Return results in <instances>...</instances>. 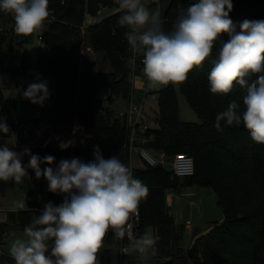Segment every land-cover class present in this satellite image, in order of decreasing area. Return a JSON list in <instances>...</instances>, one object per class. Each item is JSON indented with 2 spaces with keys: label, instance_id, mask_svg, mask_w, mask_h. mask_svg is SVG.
Masks as SVG:
<instances>
[{
  "label": "trees",
  "instance_id": "1",
  "mask_svg": "<svg viewBox=\"0 0 264 264\" xmlns=\"http://www.w3.org/2000/svg\"><path fill=\"white\" fill-rule=\"evenodd\" d=\"M233 1L235 13L231 11L230 17L252 9L253 19L264 20V0ZM197 2L199 0H170L162 19L163 30L171 32L180 11ZM101 7L116 11L83 31L81 25L86 15H97ZM49 12L48 29L41 35L42 43L49 49L39 54L35 72L51 75L50 98L45 102L47 110L43 116L30 119L35 124L31 129L42 119L47 125L60 120L76 123L79 144L64 150L58 145H36L29 149L40 157H55L50 166L56 168L61 159L93 160V146L98 145L105 159L119 156L129 166L127 125L112 115L111 108L100 97V91L108 88L111 104L115 97L128 98L131 92L127 66L131 51L123 35L126 29L116 27L121 14L116 0H49ZM13 24L12 15L0 11V27H5L0 30L3 85H9L13 75L26 71L30 65L29 55L22 49L23 40L12 29ZM83 36L88 38L94 53H104L103 60L108 62L109 70L81 69ZM228 39L227 34H222L202 67L194 68L187 81L177 85L201 122L180 118L175 85L169 84L157 91V126L146 132L150 138L143 146L154 154L165 152L166 162L179 153L192 155L194 174L181 181L180 177L172 175L171 167L166 169L163 163L150 165L143 161L141 166L132 168L135 178L149 189L148 196L138 207L139 233L142 235L150 228L158 237V254L153 258L156 264H264V144L255 143L243 125L228 127L222 122V132L213 127L216 115L226 110L232 100L240 103L243 110L245 89L238 84H234L228 94H212L209 88L212 60L218 54L220 41ZM142 68V63L137 62V75L143 74ZM1 101L0 98V105ZM22 123L18 119L17 124L9 122L8 126L18 129ZM28 160L29 157L27 163ZM48 166L42 164L41 168ZM28 171L32 188L25 193V201L30 211L7 213L6 220L0 221V245L12 230H23L31 223L21 221L23 214L32 213L35 217L46 203L59 205L63 201L62 194L48 190L45 178L37 179L34 171ZM179 183L211 188L223 212V221L194 239L188 249L182 245L184 225L175 223L164 199L165 190ZM108 254L109 249L98 254L100 264H108ZM0 264L15 262L1 250Z\"/></svg>",
  "mask_w": 264,
  "mask_h": 264
},
{
  "label": "clouds",
  "instance_id": "2",
  "mask_svg": "<svg viewBox=\"0 0 264 264\" xmlns=\"http://www.w3.org/2000/svg\"><path fill=\"white\" fill-rule=\"evenodd\" d=\"M116 3L121 12L116 27L126 29L123 35L132 53L127 61L130 77L135 74L136 54H142V73L149 88L186 82L188 74L210 57L222 34H227L228 41H220L212 60L209 88L212 94H228L238 84L245 89L243 110L232 100L216 115L213 127L222 132V122L228 127L243 125L255 143L264 144V20L233 22L232 0H199L182 9L173 30L165 32L160 13L151 11L144 0ZM0 11L12 15L15 33L30 35L45 26L49 0H0ZM22 95L43 107L50 98L47 81L37 76ZM0 133L7 135V139L0 136V181L20 185L31 169L37 179L47 180L50 192L64 197L59 205L46 203L24 227L26 239L12 242L9 254L15 264H100L98 253L110 231L114 238L128 240L127 254L135 253L138 264H150L158 254V237L148 232L137 236L130 223L149 189L119 156L105 159L95 145L93 160L61 159L53 168L51 155L40 157L27 147L14 150L17 137L3 116ZM75 143L68 139L58 146L64 150ZM42 164L49 166L42 169ZM9 211L30 209L21 200Z\"/></svg>",
  "mask_w": 264,
  "mask_h": 264
},
{
  "label": "rangeland",
  "instance_id": "3",
  "mask_svg": "<svg viewBox=\"0 0 264 264\" xmlns=\"http://www.w3.org/2000/svg\"><path fill=\"white\" fill-rule=\"evenodd\" d=\"M170 0H161L160 4V13L161 19H163L164 12L168 7ZM233 3L232 12L235 13V3ZM103 8V7H101ZM151 11H158L157 4H153L149 7ZM113 9H102L99 12L97 17H104L108 15V12ZM252 9H248L245 13L237 14L236 16H231L230 18L233 22H242L244 19L255 20L252 18ZM49 21H45V26L30 35H18L20 40H23L22 49L29 55L30 65L26 71H22L17 73L11 77L9 85H3L2 80L0 79V96L1 103L4 108V113L0 112V116L5 118V122L7 125L13 122L14 119L22 120L23 123L21 126V137H26L30 135V126L25 127V123L29 122L30 119L39 118L43 116L44 111L40 109L39 105H35L31 103L29 100L23 98V91L27 89V86L36 81L37 76L41 80L47 81L49 84L51 82V75L49 74H39L35 72V64L38 59L39 54L41 53V49L38 43V35H42L44 31L48 29ZM239 31V28H237ZM89 44L88 38L83 36V45H82V65L81 69H91V70H109L110 66L107 61L103 60L104 53H95V55H86L87 45ZM136 79V83L137 80ZM139 81V80H138ZM138 85V84H137ZM163 85L157 86L155 88H149L150 93L145 97L143 104V111L148 117L147 123H153L154 117L157 115L158 111V103H157V91L162 88ZM177 99H178V107H179V116L184 121H191L200 123L201 119L197 116L195 111L192 109L190 104L188 103L186 97L179 90L178 86L175 85ZM136 95L139 99H143L144 91L143 88L136 91ZM110 96V91L108 88H103L100 91V97L104 104H108L112 110V115L117 116L119 110L126 109V105L128 102L127 98L122 96H117L114 98V101L109 104L108 98ZM7 117V118H6ZM9 117V119H8ZM45 119L40 120L41 125L45 126ZM46 137L42 138L40 146H57L60 141L74 139L76 143L73 146L79 144L78 138V125L76 123H70L68 121L60 120L56 123H52L51 125H46ZM11 129V128H10ZM12 131H16L17 129H11ZM3 133H0L2 136ZM47 135H50L47 136ZM59 138V140L57 139ZM48 138V139H47ZM46 139V140H45ZM71 146V147H73ZM28 156L23 157V164L26 165V158ZM134 160H136L135 152L131 153V162L134 165ZM184 177H180V180L183 181ZM30 174L28 171V176L24 178L23 185H17L14 181H0V207L3 209H10L13 206L15 201L25 200V192L28 188L31 187ZM186 187V188H185ZM187 185L179 183L177 186H173L167 188L164 192V199L167 207L170 209L174 208H183L184 212L183 219L178 218L176 222L184 223L189 220L191 222V227L194 229L198 227L202 222H206L208 217H210L215 209H218L222 214L220 207L216 204V196L212 189L203 188L195 186L193 190H186ZM190 200L194 201V206L189 207L188 202ZM34 218L32 213H26L21 216V221L24 223H30ZM206 219V220H205ZM184 221V222H183ZM148 233L152 234L150 228L147 229ZM16 239H26L23 230L15 229L10 232V234L5 237L3 243L1 244V248L3 251L9 253L10 245ZM193 239L192 236L184 232V239L182 245L185 249H188L192 245ZM119 239L114 238L112 233H108L105 237L104 245L100 250V253L104 249H109L108 258L115 260L118 252ZM98 253V254H100Z\"/></svg>",
  "mask_w": 264,
  "mask_h": 264
},
{
  "label": "built area",
  "instance_id": "4",
  "mask_svg": "<svg viewBox=\"0 0 264 264\" xmlns=\"http://www.w3.org/2000/svg\"><path fill=\"white\" fill-rule=\"evenodd\" d=\"M158 2L159 0H150ZM90 17V21H86V17L83 20V24L81 28H86L89 25H92L96 22H99L101 19L97 18V15H88ZM5 27H0V30L3 31ZM12 29L14 30V24L12 25ZM42 36H38V43L40 46L41 51L45 52L48 51V47L42 43ZM132 56V53H131ZM130 56V57H131ZM142 54H136V66L137 62H141ZM138 75L134 74L131 77V92L126 105V109L119 110L118 115L115 118H118L120 121H124L128 128V146H129V153H130V164L129 167L132 169V162H131V153L138 149L139 156L143 161L150 165H157L158 163H164L166 160L165 152H159L158 156H155L151 151H149L146 147L143 146L144 143L148 142L150 137L146 136V132L151 129L149 123H147L148 117L144 113L143 104L145 97L150 93L149 87L147 86V80L145 78L144 83L142 85L144 91L143 99H139L136 95V91L141 89V86H136V79ZM41 107V106H40ZM43 111L47 110L46 103L43 107H41ZM4 108L0 105V112L4 113ZM14 124L18 123V119L13 120ZM169 163L172 169V175L177 177H186L191 176L195 172V163L194 158L192 155L188 153H179L170 158ZM27 205V204H26ZM28 207V205H27ZM132 225L133 232L139 236V224H140V211L138 208V215H133L132 219L130 220ZM189 223V221H187ZM129 251L128 249V240L127 239H119L118 245V252L117 257L115 260L109 259L108 264H138L136 259L135 253L127 254ZM150 264H156L154 260L150 262Z\"/></svg>",
  "mask_w": 264,
  "mask_h": 264
},
{
  "label": "crops",
  "instance_id": "5",
  "mask_svg": "<svg viewBox=\"0 0 264 264\" xmlns=\"http://www.w3.org/2000/svg\"><path fill=\"white\" fill-rule=\"evenodd\" d=\"M144 2L146 3V4H151V6L153 5V4H157V6H158V12L160 13L161 11H160V4H161V0H159L158 2H153V1H150V0H144ZM102 9H107L106 7H103V8H101L99 11H98V13H97V16H98V14H99V12H101V10ZM114 11H116L115 9L114 10H112V11H110V12H108V14L109 13H112V12H114ZM89 15V14H88ZM88 15H86V16H88ZM160 16H161V13H160ZM97 18H100V17H97ZM104 17H101L100 19L102 20ZM85 19V18H84ZM49 21V20H48ZM86 28H84L83 29V31L85 30ZM38 36H40V35H38ZM82 51V50H81ZM45 52H47V51H45ZM95 55V53L92 51V48H91V46H90V43L87 45V52H86V55ZM83 58V57H82ZM83 61V60H82ZM82 61H81V65H82ZM138 80H137V84L138 85H136V86H141V89H142V85H143V83H144V80H145V77L143 76V74H141V75H138ZM139 90V89H138ZM137 93V92H136ZM40 109H41V107H40ZM42 110V109H41ZM112 111V110H111ZM7 118V117H6ZM153 123H151V124H149L150 126H151V128H154V127H156L157 126V121H156V116L154 117V119H153ZM45 124L47 125V123H46V121H45ZM25 127H28V126H30V130H31V132H30V135L29 136H24V137H21V126H19V128L16 130V131H13L15 134H16V137H17V140H16V145H15V148H14V150H16V151H22L25 147H27V148H30V147H34V146H36V145H41L42 143H41V140H42V138H44V136L46 135V128H45V126H42L41 125V122H39L38 123V125H37V127H35V128H33V129H31V127H33L35 124H34V121H29V122H26L25 124ZM47 136H49L50 137V135H47ZM46 137V136H45ZM51 138V137H50ZM4 139H7V136L4 138ZM48 139V138H47ZM46 140V139H45ZM1 143H2V141H0V146H2L1 145ZM133 152H135V155H136V160H134V165L132 164V166L134 167V166H141L142 165V163H143V160L141 159V157L139 156V152H138V149H135ZM154 154V153H153ZM155 156H158L159 155V152L157 153V154H154ZM28 158V157H27ZM27 158H26V165H27ZM166 163V160H164V163L163 164H165ZM168 164V166L169 167H171L170 166V164L169 163H167ZM31 181V180H30ZM24 184V181H23V183L22 184H20V185H23ZM195 186H198V187H203V186H199V185H197V184H189V185H187V188L188 189H186V190H193V188L195 187ZM32 188V182H31V187L30 188H28L27 190H26V192L29 190V189H31ZM186 188V187H185ZM203 188H209V187H203ZM211 189V188H210ZM25 192V193H26ZM215 193V192H214ZM215 196H216V194H215ZM26 202V201H25ZM188 204H189V207L191 208L192 206H194L195 204H194V201L193 200H190L189 202H188ZM216 204H217V196H216ZM218 205V204H217ZM219 206V205H218ZM220 207V206H219ZM183 209V208H182ZM182 209L181 208H172V209H170V207H169V212H170V214L173 216V218H174V221H175V223L176 224H180V223H178V222H176V219H177V217L176 216H178V218L180 219V218H182L183 219V216H184V212L182 211ZM221 209V208H220ZM221 211H222V209H221ZM9 212V209H3V208H1L0 207V221L1 222H3V221H5L6 220V218H7V213ZM17 212H19V211H17ZM176 218V219H175ZM206 220V219H205ZM187 221H189V220H187ZM187 221H183L184 223H182L181 222V224H183L184 225V228H185V232L187 233V234H189L190 236H192V239L194 240V239H196L198 236H200V235H202V234H204V233H206L207 231H209L215 224H218V223H221L222 221H223V212H222V214L220 213V211L218 210V209H215L214 210V213L210 216V217H208V219L206 220V222H202L201 224H199L198 225V227H196L195 229L193 228V227H191L190 225H191V222H189V223H187ZM10 234V233H9ZM8 234V235H9ZM7 235V236H8ZM6 236V237H7ZM1 246V245H0ZM2 250V248L0 247V251ZM5 253H7L8 255H10L8 252H6V251H4Z\"/></svg>",
  "mask_w": 264,
  "mask_h": 264
},
{
  "label": "water",
  "instance_id": "6",
  "mask_svg": "<svg viewBox=\"0 0 264 264\" xmlns=\"http://www.w3.org/2000/svg\"><path fill=\"white\" fill-rule=\"evenodd\" d=\"M0 98H1V96H0ZM164 167H165L166 169H170L167 163L164 164Z\"/></svg>",
  "mask_w": 264,
  "mask_h": 264
},
{
  "label": "bare ground",
  "instance_id": "7",
  "mask_svg": "<svg viewBox=\"0 0 264 264\" xmlns=\"http://www.w3.org/2000/svg\"><path fill=\"white\" fill-rule=\"evenodd\" d=\"M86 21L89 22V21H90V17H88V18L86 19Z\"/></svg>",
  "mask_w": 264,
  "mask_h": 264
}]
</instances>
